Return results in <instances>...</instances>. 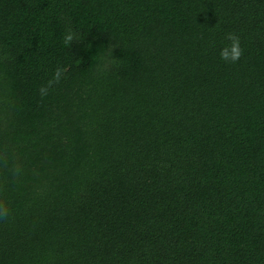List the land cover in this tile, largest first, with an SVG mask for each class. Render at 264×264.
<instances>
[{"label":"trees","instance_id":"1","mask_svg":"<svg viewBox=\"0 0 264 264\" xmlns=\"http://www.w3.org/2000/svg\"><path fill=\"white\" fill-rule=\"evenodd\" d=\"M0 189V264H264V0H0Z\"/></svg>","mask_w":264,"mask_h":264},{"label":"clouds","instance_id":"2","mask_svg":"<svg viewBox=\"0 0 264 264\" xmlns=\"http://www.w3.org/2000/svg\"><path fill=\"white\" fill-rule=\"evenodd\" d=\"M226 39L230 43L220 50V58L226 62L235 63L240 59V57L243 54V49L240 45V37L234 32H229L226 34ZM71 40H72V36L69 35L66 37L65 42L67 43L68 41ZM61 73H62V69L57 68V70L53 75V78L49 80L46 85L40 88L39 91L42 97L48 95L50 88L54 84H58L60 82ZM19 171H20L19 168L15 169L14 174L18 175ZM0 191H2V189H0ZM9 217H10V210L6 202L0 199V222L7 221Z\"/></svg>","mask_w":264,"mask_h":264}]
</instances>
